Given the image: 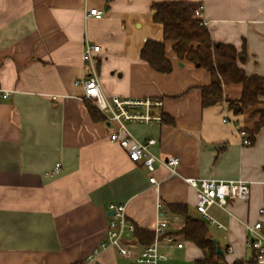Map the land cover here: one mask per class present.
I'll use <instances>...</instances> for the list:
<instances>
[{
    "label": "crops",
    "instance_id": "1",
    "mask_svg": "<svg viewBox=\"0 0 264 264\" xmlns=\"http://www.w3.org/2000/svg\"><path fill=\"white\" fill-rule=\"evenodd\" d=\"M174 1L203 4L214 43L245 48L240 66L249 77H264V0H0V90L11 94L0 99V264H88L106 241L110 204L125 205L138 232L154 233L161 220L168 222L175 242L161 241L166 260L159 264H196L205 257L180 235L184 219H174L173 205H185L191 217L205 221L223 264L252 259L245 225L264 226V128L251 146L242 144L240 132L251 137L264 97L236 115L227 102L241 100L243 88L231 85L224 88V103L202 107L200 89L210 85L211 75L180 60L154 21L153 6ZM91 9L104 15L87 18ZM149 40L165 43L170 74L141 58ZM87 43L102 48L98 73L108 97L163 100L169 123L128 127L141 142L155 139L157 156L178 158L177 175L158 166V184H151L143 165L110 142L118 124L99 111L98 120L92 116L94 104L77 84ZM57 165L61 170L54 173ZM185 178L246 181L251 197L229 202L226 210L212 207L213 224L197 213L198 192ZM123 244L131 258L108 249L99 264H139L147 245L135 234Z\"/></svg>",
    "mask_w": 264,
    "mask_h": 264
},
{
    "label": "built area",
    "instance_id": "2",
    "mask_svg": "<svg viewBox=\"0 0 264 264\" xmlns=\"http://www.w3.org/2000/svg\"><path fill=\"white\" fill-rule=\"evenodd\" d=\"M205 6L199 5L194 10V15L202 19V24L206 26L203 19ZM103 10L91 9L87 12V18L95 17L102 18ZM100 46L87 43L83 52L84 77L77 82L84 89V98L94 104L101 112L107 121L118 124V130L113 133L109 140L112 144H116L124 149L129 159L134 163H140L151 175L149 181L151 184H158L154 173L158 166L165 167L172 175H177V168L180 160L175 157L161 158L157 156L152 147L156 145L155 139L141 142L129 130V124H152L163 123L164 102L161 98L142 97V98H123L119 96L108 97L101 86L97 55L101 52ZM9 92L0 90V99L6 100L10 97ZM227 119H224L226 122ZM242 144L251 146L253 141L248 136L247 132L241 131ZM61 165H57L54 173H59ZM186 184L198 192V201L196 211L198 214L213 224L217 221L210 215L209 210L217 206L226 210L229 202L244 201L247 202L251 197V187L246 181H214L206 179L185 178ZM158 209L164 211L163 203H159ZM109 211L111 220L107 230V238L88 258V264H99L101 254L108 249H116L118 253L125 257L131 258L133 251L124 246L123 241L134 235L136 226L131 223L126 214V206L120 204H110ZM261 217L264 216V203L259 210ZM179 220L178 216L174 217ZM249 236V247L256 251L257 263L264 264V226L262 222H257L254 225H245ZM168 222L161 220L154 229L155 240L153 244L145 247L140 257L139 264H159L166 260V256L160 252L161 241H166L169 245H173L175 239L167 234ZM182 248V244H177V248Z\"/></svg>",
    "mask_w": 264,
    "mask_h": 264
},
{
    "label": "trees",
    "instance_id": "3",
    "mask_svg": "<svg viewBox=\"0 0 264 264\" xmlns=\"http://www.w3.org/2000/svg\"><path fill=\"white\" fill-rule=\"evenodd\" d=\"M199 5L186 1H174L155 4L154 21L163 26L164 41L173 43L176 56L194 64L198 69H203L211 75V83L201 88L202 107L204 109L218 106L225 102L224 88L231 85H242V97L238 101H229L228 107L234 114H242L245 110L259 104L264 97V77L247 76L240 64L246 63L247 52H242L234 46L216 44L212 40L207 27L202 24V19L195 17L194 10ZM165 43L147 41L141 52V58L151 65L154 71L161 74H170L173 65L166 56ZM92 116L98 120L99 112L90 106ZM261 118L256 123L255 130L251 132L254 141L256 135L264 128V111L259 112ZM163 122L169 123L163 115ZM173 215L184 219V226L180 235L185 241L194 243L205 252V257L196 264H223L224 256L218 255V245L210 238L205 221L194 219L190 216L185 205L168 207ZM135 236L147 246L153 244L155 234L145 231L138 232ZM253 256L247 264H258L257 253L252 250ZM226 264V263H225ZM235 264H244L239 261Z\"/></svg>",
    "mask_w": 264,
    "mask_h": 264
},
{
    "label": "water",
    "instance_id": "4",
    "mask_svg": "<svg viewBox=\"0 0 264 264\" xmlns=\"http://www.w3.org/2000/svg\"><path fill=\"white\" fill-rule=\"evenodd\" d=\"M156 13V11L154 12V14ZM218 255L219 256H224V254H223V251H222V249H221V247H218Z\"/></svg>",
    "mask_w": 264,
    "mask_h": 264
}]
</instances>
